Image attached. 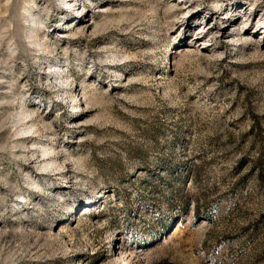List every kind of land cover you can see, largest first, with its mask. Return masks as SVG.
Masks as SVG:
<instances>
[{"label":"rangeland","instance_id":"1","mask_svg":"<svg viewBox=\"0 0 264 264\" xmlns=\"http://www.w3.org/2000/svg\"><path fill=\"white\" fill-rule=\"evenodd\" d=\"M0 264H264V0H0Z\"/></svg>","mask_w":264,"mask_h":264},{"label":"bare ground","instance_id":"2","mask_svg":"<svg viewBox=\"0 0 264 264\" xmlns=\"http://www.w3.org/2000/svg\"><path fill=\"white\" fill-rule=\"evenodd\" d=\"M38 20H39V19H38ZM37 24H38V23H37ZM33 38H35V39H36V38H37V36L35 35ZM33 43H34V44H36V43H37V41H35V40H34V42H33ZM37 45H38V44H37ZM55 75H57V77H56V78H54V79H55L56 81H58V80H59V78H58V77H59V75H60V74H55Z\"/></svg>","mask_w":264,"mask_h":264}]
</instances>
